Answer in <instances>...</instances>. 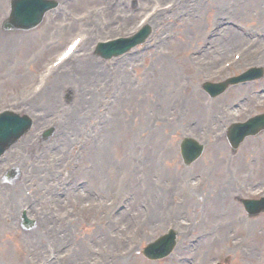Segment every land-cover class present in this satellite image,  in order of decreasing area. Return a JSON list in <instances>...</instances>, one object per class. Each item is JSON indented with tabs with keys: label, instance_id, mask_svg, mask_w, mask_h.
<instances>
[{
	"label": "rangeland",
	"instance_id": "obj_1",
	"mask_svg": "<svg viewBox=\"0 0 264 264\" xmlns=\"http://www.w3.org/2000/svg\"><path fill=\"white\" fill-rule=\"evenodd\" d=\"M6 1L7 0L3 2V0H0V21L7 13ZM209 1H211L213 9L211 11H207L206 9L203 10V12L200 13V17L197 16V20H192L193 22L196 21L204 26L203 33L209 26L211 20L214 18L228 16L229 20H231V16L228 14H231L230 12L234 10L235 6L243 4L245 0H237V3L235 4L234 2L232 6H230L232 2L228 4V0H220V2H218V0H201L200 3L205 5ZM60 2L59 17L52 19L50 24H46L42 27L44 36L38 38L39 44L35 45V48L32 47L30 54L24 51L26 47L25 44H22L23 48H12L9 46L10 48L7 51L3 50L5 49V46L9 45L8 41H10V39H15L17 37L24 38L26 35H7L0 32V108H9L14 111L23 110L25 113H28L33 120L35 119L38 121V116H42L43 118L47 116L49 117L55 111H60L62 116H68V111L66 110L76 107L77 99L80 97V88L76 87V85L75 87H71L69 85L64 88L62 94L57 99L58 102L56 104H52L50 110L44 108V106H46V103L44 102L46 96L50 93H54V91L58 94V91H56L58 79L53 80L51 84L49 83L47 90L34 102L31 108H19L16 105L18 99L23 95L21 92L31 88V83L34 80V74L44 65L45 58L50 55V57H52L61 49L66 40L73 37L74 31L78 28H83V26L78 24L77 20L82 13L85 11H89L88 14H90L91 11L94 13L98 12L99 4L93 2V0H78L73 3L72 1L62 2L60 0ZM108 3L109 2L106 4L107 7H109ZM126 3L131 12L137 11L129 22V26L132 27L142 17V11L148 6V3L146 1H140L138 3L136 0H126ZM82 6H85V8H80ZM227 7L228 11L226 9ZM241 10L243 11L244 8H241ZM254 10H260V13L255 15ZM111 13L112 11L109 13V18L112 16ZM202 14L205 16L202 17ZM253 16H264V0H250L247 13L245 15H239L237 19H232L231 22L249 25L252 24V21H256ZM68 24L70 25L69 29L67 28ZM74 25L77 26L73 28ZM53 27L67 37L63 38H66L63 43L62 40L58 42L60 39L48 41V33L53 29ZM181 27L183 28L181 29ZM187 28L188 24L183 20L179 28L174 29L175 37L171 43H169V47L172 46V44L173 46L177 45V42L180 43L181 38L186 36L185 29ZM34 33H31V35ZM164 33L166 34V32ZM200 38L201 35H198L193 44L191 42V44H187L182 47L185 48L184 52L181 50L175 55L181 59V64L179 65L173 61L174 65L172 68L178 70L176 72L177 78L181 77V74H190L197 80L198 72H211L213 70V67L203 65H197L196 67L194 66V68L193 66L188 68L182 65L184 60H188L187 52L195 49V46L199 43ZM171 50L172 49L170 48L169 52L172 53ZM32 52L34 55L35 53L40 54H38L37 63L28 62L33 58ZM85 52H79L76 57L72 58L57 77L65 75L68 72L67 70H70V67H72V65H74L80 59L79 57H82ZM155 54L156 53L154 51L148 53V56L145 57L146 61L150 59L149 55L153 56ZM229 56H231V52L227 57ZM139 63H143V61H138V64ZM208 64H211V60L206 62V65ZM135 68L139 70L137 65ZM88 71L89 69L85 67L83 68V73ZM116 75H121L126 79L124 85L127 87H122L121 90L117 92L119 99L117 100V103H115V106L112 107V110H109V115L111 114V122L115 120L116 117L121 118L123 115L124 120H127V117L129 118V115H131V112H128L127 109L120 110L121 105H125V103L129 104L132 100L135 107L138 96L141 94H143V96H147V92H151L153 88L155 92H159V90L166 91V83H157L156 80L158 79V76H156L153 82L150 81V77L149 79L146 78V74V77L141 76V81L145 84V87L135 88L130 84L132 77L129 72L126 73L122 70V68H119ZM111 77L107 79H93L91 77L90 82L94 89L97 91H103L104 87H111L110 83L114 81L111 80ZM96 79H99L98 83ZM34 85L35 83L32 87V93ZM128 89L130 90L128 91ZM68 97L70 98L66 101ZM97 97H100V95H97ZM108 97L110 96L106 94L104 98ZM23 99L25 100L26 98L23 97ZM108 100L111 101L112 97L108 98ZM145 100L146 98L144 97L142 101ZM105 101L106 99H103L102 103ZM137 108L138 113H136V116L138 119L136 120L140 126L137 125L139 127L136 128H138L137 131H141L138 133L141 135L142 140H140V143L144 146V149L138 147V149L135 150L132 141H124L120 142V144L116 143L115 146H111L107 154L103 155L102 159L98 160V163H96L97 166H94L92 159L88 156H85L83 163H81V166L79 167L71 161L68 163V156H70V154L63 151V145L54 141L58 131L51 143L42 144L40 140L39 142H36L35 139L36 136L38 137L39 135V129L42 123L39 124V127L38 125H34V129L30 132L27 140L24 142L22 149L29 147V151L31 152L29 162L32 165L39 167L41 163L46 162L45 158L48 157L49 161L46 163L50 166V168H54L52 176H56L55 180L57 181V184L62 185L63 181H60V178L64 180L69 177H76L81 182H85V185L79 192L87 199L86 201H82L84 204L78 207L76 204L68 206V204L65 203L59 210V215L65 216V223L63 225H67V227H69L63 230V233L67 231H70V233L72 232L71 238L67 241L71 253H74L73 249H78L80 242L84 248H86L87 241L92 243V246L89 248L91 252L88 253L86 251V253L80 254L81 256H76L70 264H92L96 253L109 254L123 250L124 244L127 241L123 239L122 235H127V233H129L130 225L134 222V219L130 216H138L140 219L142 218L141 215L144 214L145 207L154 208L156 204L162 200L165 201V204H167V207L169 208L167 211H163L162 213L168 214L166 216H162L157 221H150L151 227L146 226V229L148 230L147 234L142 233V237L139 234L141 240H138L134 245L135 249L137 250L138 248V250L131 256V258L128 257L125 259L123 264H152L146 262L141 257V254H138V252L140 253L141 249L148 243V240L156 239L159 235H162L169 223L174 224L180 234L179 237L181 238L179 247H177L176 250L177 252L175 251L174 254L181 252L182 249L191 250L194 247L191 242L192 240H197L199 243V250L195 251V256H192L194 264H212L214 259L222 260L225 258L228 260L227 264H264V217L260 216L251 220L246 219L242 210L238 207V211H235V213L238 212V219L243 221H241V224L237 223L234 225V221L232 222L231 218V216L233 217V212L229 211L227 208L229 207L228 202L231 199L234 200L240 186L245 185V179L242 176L241 178L239 177L238 170L237 174L230 173L228 176V181L231 182L233 186L231 194L228 195L230 197L228 202H221L220 205L214 207V201H212V199H215V195L217 196V194H212L215 187L213 183H211V180L215 173L218 180L223 179L224 177L221 166L224 153L220 157L218 167L211 172L206 160L212 158L210 153L214 147L217 148L215 145H211L206 148L202 158L190 169L183 170V167L179 163V157L176 158V160L174 159V163H165L166 158H169L171 153L173 156L177 157V142L183 137V135L193 134L190 132L189 127V131L183 133L184 129H181V124H176L174 128H169L167 132H163L158 129L152 133L148 129V113L149 110H152V108H154L155 112H159V110L150 104L147 105L146 101L145 103L140 102L137 104ZM120 111L122 113H120ZM82 112H87L85 107L78 109L79 115ZM71 114L72 113H70L69 116ZM60 126L61 125H59V127ZM145 137L146 139H144ZM195 137L199 138L198 136ZM259 138L250 139L249 141L252 140L251 142H254V145H251L252 147L247 148V150H243L242 147L240 149L241 151L237 152L238 154L234 161L239 158V160H241L246 156L255 158L257 155L253 153L255 152L254 149L260 145L255 144V141ZM258 141L261 145H264L261 140ZM90 142L91 140L88 141L89 144ZM224 144L226 146V143ZM52 145H54L53 148L51 147ZM108 147L103 148V150L101 148V150L104 152ZM224 149L225 153L230 152L228 149V151L226 148ZM21 152H23V150H21ZM13 153L14 151H12L11 155H5V159H7V161L12 160V157L14 156ZM90 153H92L91 150ZM60 154L66 161V169L64 171L62 168L65 166L62 161H59ZM247 165L250 167L249 164ZM203 174L209 178V182L206 186L202 184L201 178L203 177ZM259 181H264V178L261 179L256 177L255 173L251 180L246 181V187L250 188ZM261 183L256 186H259ZM119 187L123 188L122 194H125L124 197L120 199L115 193V188L118 189ZM110 200H116L114 204L115 207L109 210V214L106 215L104 222L101 223V211L98 210L97 205L99 202H108ZM124 205L125 207L120 209V206ZM156 207L159 211L158 206ZM159 207L161 208V204ZM94 212L99 213L95 214ZM105 212L107 213L108 211L106 210ZM121 213H123V215L120 218L119 214ZM37 214L40 215L39 211H37ZM1 216L2 214L0 208V218ZM96 222L103 226L97 224ZM256 222H259V225L256 224ZM253 223L256 226L254 232L246 229L247 224H250L252 228ZM124 226L126 227L123 231ZM150 228L152 229L151 231ZM44 229L45 228L38 222L36 231L23 235V238H21L19 242L14 240L10 235L3 237L1 235L2 229L0 228V264H17L16 260L15 262L13 261L14 257L22 252L21 244L25 241L27 244L29 241L31 244L42 243L41 234ZM82 230L85 233H82ZM106 234H108L109 240L113 242L112 245L107 243H105V246L103 245L104 243L102 242H104ZM147 236H150V239H148ZM58 238L59 242H61L62 239H60V237ZM71 240L73 241V244ZM199 251L203 255L200 256ZM72 255L73 254H71V257ZM160 264L182 263H178L172 256L171 258L162 261Z\"/></svg>",
	"mask_w": 264,
	"mask_h": 264
},
{
	"label": "bare ground",
	"instance_id": "obj_2",
	"mask_svg": "<svg viewBox=\"0 0 264 264\" xmlns=\"http://www.w3.org/2000/svg\"><path fill=\"white\" fill-rule=\"evenodd\" d=\"M202 27H203L202 24L190 23L189 37L185 36L183 42H187V43H189L190 41L193 42V40H195V38H196V35L201 33ZM37 37L38 36H36L35 34H32L29 36H25L24 38L12 39V40L8 41L9 45L5 46V50L7 51L10 47H12V48H17V47L23 48L22 44H25L26 47H25L24 51L26 53L30 54V50L32 49V47H34L38 43ZM179 48H180V45H178L177 51L180 50ZM226 51H227V45H221V51L219 52L221 54V57L227 53ZM37 57L38 56H35V59H37ZM68 61H69V59H68ZM187 62H188V60L185 61L184 65H186ZM163 65H161L160 61H156L152 67L154 69L155 68L159 69ZM131 66H132V63L128 62L125 65H122L121 68L123 71H125ZM83 67L88 68L89 73L88 72L83 73L82 72ZM67 71L68 72L65 75H63L62 77H56L57 73L59 72V70H58L49 79L46 87L42 90V92L38 95L37 98H39L46 91L51 80L58 79V84L56 86V91H58V94L57 93H52V94L50 93L47 95V98H45V101H44L46 103V106H44V108H47L48 110H50L52 104H54L55 101L59 98V96L61 95V93L65 87H68L69 85L71 87H75V85L78 88L83 87V89H81L79 91L80 97H79V102H78L77 106L66 110V111H68L67 112L68 116H66L65 124L61 127L62 129H65L66 135L69 132L66 128L71 129L72 132L81 135L82 132L84 131V128H88L87 125L91 121V116H93L96 113L92 107L91 99L93 97H95V95H97V94H102V92H98L96 89L93 88V86L90 82L91 77L94 78L95 76H97V77H100L102 79H107L113 75L111 77V80H114V82H122V80L118 75H116L118 73V69H116L114 72L106 71L104 69H101L99 64L98 65L92 64V62H90L86 58L85 59L80 58V62L78 63V66H77V63H75V66L73 68H71L70 70H67ZM84 74H86V75H84ZM121 87H127V86L122 84ZM129 90L130 89H128V91ZM157 100H161L160 96H157ZM34 101H36V100H33V102L31 104H33ZM152 101L154 102V96L152 97ZM47 102H49V103L47 104ZM139 103H140V99L138 97L135 107H134V103L132 100L129 104L125 103V105L124 104L121 105L122 109H127L128 112H131V115H129V118L127 117V119H129V123H134L136 125L139 124L136 120V119H138V117L136 116V113H138L137 104H139ZM147 103L151 104V102H147ZM190 104H192L191 107L189 106L190 114L196 115V113H194V108H196L195 102L192 101V102H190ZM188 105H189V102H188ZM81 107H85L88 109L89 116L84 118V119H82L78 114V109ZM183 107H185V104H183ZM70 113H72V114L69 116ZM121 119H124V115L121 117ZM114 123L113 122H107L105 124V126H102L100 128V134L102 135V139L105 138V140H106L107 137L108 138L111 137L112 141L114 142L113 145H115L119 141L121 142L122 138L128 134V132H126L124 130L123 126H119L117 120H114ZM87 138H89V137H87ZM219 144H221V142H219ZM87 145H88L87 146V149H88L87 155L94 159V160H92L94 162V164L98 163V160L102 159V157H103L102 154H105V151L102 153L100 151V148L95 147L94 145L89 144V143H87ZM100 147H102V146H100ZM89 150H91L92 153H90ZM254 150H255V152H253V153H255L257 155L256 156V158H257V162H256L257 177L261 178L264 176V172H263V168H264V145L261 148H256ZM223 153H224L223 145L218 146L217 148L214 147L211 150L210 154H211L212 158L209 160H206L207 164L209 165L210 172L215 170L218 167L220 157ZM241 163H244V162L242 160H240L238 162V164H241ZM221 166H222V163H221ZM223 180L224 179L218 180L216 177V173L212 177L211 183H213V185L215 187L214 192H212V194H217V196L215 195V199H212V201H214V207H217L218 205H220L221 202L227 203L229 198H230L228 195L231 194V190H232L233 186H232L231 182H225ZM229 209H231V207H229ZM153 211L155 214H157L156 216L158 217L157 209L153 208ZM235 211H236V209L233 210V212H235ZM152 215H153V212H152ZM152 217L154 220H156L154 218V215ZM231 218H232V222L235 221V222H233L234 225H236V222L237 223L239 222V219L235 214H233V217L231 216ZM255 229H256V226L253 223L252 228L250 230L254 232ZM222 230H223V228H222ZM105 236H106V238H105L104 242H102V243H104V245H105V243L111 245L113 242H111L109 240L108 234H106ZM220 238H221V236H220Z\"/></svg>",
	"mask_w": 264,
	"mask_h": 264
}]
</instances>
